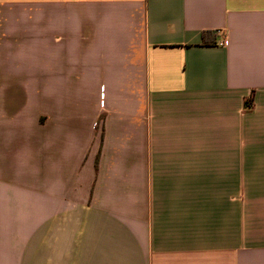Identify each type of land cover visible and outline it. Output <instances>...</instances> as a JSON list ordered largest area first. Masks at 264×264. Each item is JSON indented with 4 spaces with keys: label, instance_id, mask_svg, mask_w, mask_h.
I'll return each instance as SVG.
<instances>
[{
    "label": "crops",
    "instance_id": "obj_1",
    "mask_svg": "<svg viewBox=\"0 0 264 264\" xmlns=\"http://www.w3.org/2000/svg\"><path fill=\"white\" fill-rule=\"evenodd\" d=\"M0 264H264V0H0Z\"/></svg>",
    "mask_w": 264,
    "mask_h": 264
},
{
    "label": "built area",
    "instance_id": "obj_2",
    "mask_svg": "<svg viewBox=\"0 0 264 264\" xmlns=\"http://www.w3.org/2000/svg\"><path fill=\"white\" fill-rule=\"evenodd\" d=\"M218 44H219V45H224V44H225V41L220 40V41L218 42Z\"/></svg>",
    "mask_w": 264,
    "mask_h": 264
},
{
    "label": "trees",
    "instance_id": "obj_3",
    "mask_svg": "<svg viewBox=\"0 0 264 264\" xmlns=\"http://www.w3.org/2000/svg\"><path fill=\"white\" fill-rule=\"evenodd\" d=\"M207 35H208L207 32H205V33L203 34V37H204L205 40H206Z\"/></svg>",
    "mask_w": 264,
    "mask_h": 264
},
{
    "label": "rangeland",
    "instance_id": "obj_4",
    "mask_svg": "<svg viewBox=\"0 0 264 264\" xmlns=\"http://www.w3.org/2000/svg\"><path fill=\"white\" fill-rule=\"evenodd\" d=\"M244 205V199L241 198V206Z\"/></svg>",
    "mask_w": 264,
    "mask_h": 264
}]
</instances>
